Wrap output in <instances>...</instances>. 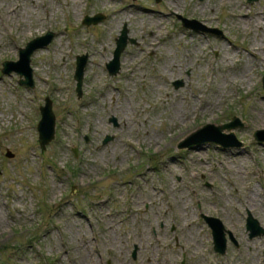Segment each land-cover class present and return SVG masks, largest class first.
Here are the masks:
<instances>
[{
  "label": "rangeland",
  "instance_id": "rangeland-1",
  "mask_svg": "<svg viewBox=\"0 0 264 264\" xmlns=\"http://www.w3.org/2000/svg\"><path fill=\"white\" fill-rule=\"evenodd\" d=\"M9 1L0 0V264H264V234L250 237L246 225L251 213L264 227V141L254 136L264 129V23L253 18L264 0H13L21 15L11 17ZM125 26L135 43L111 74ZM48 31L52 41L31 56L34 86L3 72ZM47 98L56 126L43 149ZM228 122L242 125L223 129L240 146L201 134L179 147ZM253 192L262 207L252 208ZM205 216L236 240L225 230L224 253Z\"/></svg>",
  "mask_w": 264,
  "mask_h": 264
},
{
  "label": "water",
  "instance_id": "water-1",
  "mask_svg": "<svg viewBox=\"0 0 264 264\" xmlns=\"http://www.w3.org/2000/svg\"><path fill=\"white\" fill-rule=\"evenodd\" d=\"M158 1V0H157ZM250 2L254 0H249ZM179 18L183 20V24L186 27L193 28L198 30V20L196 19H188L186 17H183L182 15H179ZM104 19L103 14H97L96 16H86L84 19L85 23L91 24V23H97ZM195 23V25H194ZM211 31H214V29H211ZM54 37V32L49 31L45 35L38 36L32 40H30L26 47L20 48V58L18 61H5L3 63V72H11L16 71L18 74H20V77L25 76V78H21L20 82L22 84H26L28 86H34V79H33V69L31 67V56L34 53L35 50L44 47L48 45ZM135 43V40L132 38H129L128 36V29L125 26L124 29L121 31V34L116 38V48L114 50L113 58L108 62L107 67L111 74H116L120 70V61H121V54L125 50L128 42ZM87 54L79 55L77 57V68L75 72V78L78 81L77 84V91L78 94L82 95V84H83V77H84V70L87 63ZM181 82L177 81L176 85H179ZM263 86H264V76H263ZM42 111V119L39 122V140L41 147L44 149L46 145L54 138L55 135V114L52 109V102L50 99L46 100V104L41 107ZM236 118V117H235ZM113 121L117 123L116 118H113ZM242 125H235L234 122H228L224 124L215 125L213 123H208L202 126L200 129H198L196 132H194L191 136H189L187 139L182 140L179 143L180 148H191L193 146L192 138L196 137L197 133L200 132L199 135L203 134L205 139L203 142H214L217 144H222L224 146L229 147H235L240 146L242 142L238 140L236 137V134L234 132L225 133L223 132V129H233L236 127H239ZM217 130L219 132L218 135L215 134V131ZM196 135V136H194ZM254 136L257 138L259 142L264 141L261 137H264V129L256 130L254 132ZM113 136L107 135L104 139V143L109 142ZM228 138V139H227ZM75 154H78V149L73 148ZM207 219L209 225L214 230L213 237L215 242V250L220 251L221 253L225 252V227L220 222V219L216 217H209L205 216ZM247 229L250 231V237L263 235L264 234V227L260 225L259 221L253 217L251 213H249L247 218ZM230 235L232 234L230 231H228ZM135 254V253H134Z\"/></svg>",
  "mask_w": 264,
  "mask_h": 264
},
{
  "label": "bare ground",
  "instance_id": "bare-ground-1",
  "mask_svg": "<svg viewBox=\"0 0 264 264\" xmlns=\"http://www.w3.org/2000/svg\"><path fill=\"white\" fill-rule=\"evenodd\" d=\"M30 1H33V2H35V0H30ZM180 2H181V0H171L170 1V4L172 5V6H175V7H177V8H179V5H180ZM9 6L6 8V12L8 13V16H13V15H21V12H20V10H19V6L18 5H16L15 3H13V0H11V2L9 1ZM6 4V3H5ZM75 5H78V3H77V0H75ZM134 5V3H131V5L130 6H133ZM211 10V9H210ZM212 11V10H211ZM246 14V19H248L247 21H251L253 18L255 19V24L257 25H259V23L261 22V23H264V12H262L261 10H255V14L253 15V18H251L250 16V12H247V13H245ZM158 16H161L160 14H157ZM153 34V36L154 37H156V33L152 30L151 31ZM153 44V40L151 41V44L149 45V47L150 48H152V49H154L155 47H154V44ZM172 63H174V62H172ZM173 66L174 67H177L178 69H183L182 68V66L181 65H177V64H173ZM247 72V71H246ZM246 72H244V75H245V73ZM243 75V76H244ZM226 83V80L224 81V84ZM236 88V87H235ZM217 93V92H216ZM206 103H207V101L205 102V101H203V106L205 107V105H206ZM212 106H213V104L212 103H207V109H210V108H212ZM205 107V108H206ZM184 110V108H179L178 110H175V113L177 114V115H181L182 114V112H184L183 111ZM195 116V115H194ZM258 118V120L259 121H261V123L262 124H264V112H262V114H260L259 116H257ZM199 134H200V132L199 133H197L196 135L197 136H199ZM196 135H194V136H196ZM228 139V138H227ZM231 163H234V161L233 162H230V164ZM239 173H240V170H239ZM249 201L251 202V204H252V208H255V209H257V208H260V207H262V205H263V202H261V199H260V197H259V195L257 194V193H251V195L249 196ZM261 210V209H260ZM214 232V230L212 229V233ZM85 262L84 261H82V262H80V263H77V264H84Z\"/></svg>",
  "mask_w": 264,
  "mask_h": 264
},
{
  "label": "flooded vegetation",
  "instance_id": "flooded-vegetation-1",
  "mask_svg": "<svg viewBox=\"0 0 264 264\" xmlns=\"http://www.w3.org/2000/svg\"><path fill=\"white\" fill-rule=\"evenodd\" d=\"M234 241V240H233ZM234 242H236V241H234ZM237 244V243H236Z\"/></svg>",
  "mask_w": 264,
  "mask_h": 264
}]
</instances>
